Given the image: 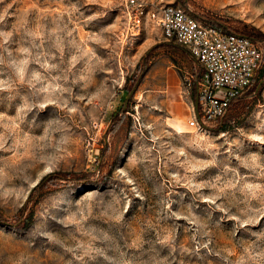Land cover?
I'll list each match as a JSON object with an SVG mask.
<instances>
[{
	"label": "rangeland",
	"instance_id": "1",
	"mask_svg": "<svg viewBox=\"0 0 264 264\" xmlns=\"http://www.w3.org/2000/svg\"><path fill=\"white\" fill-rule=\"evenodd\" d=\"M165 1L264 54V0ZM124 5L0 0V264H264V63L190 127L198 68Z\"/></svg>",
	"mask_w": 264,
	"mask_h": 264
},
{
	"label": "built area",
	"instance_id": "2",
	"mask_svg": "<svg viewBox=\"0 0 264 264\" xmlns=\"http://www.w3.org/2000/svg\"><path fill=\"white\" fill-rule=\"evenodd\" d=\"M124 4L132 27L138 30L147 21L159 27L198 68L190 127L206 128L221 118L264 63L263 50L254 38L216 27L183 5L165 0H124Z\"/></svg>",
	"mask_w": 264,
	"mask_h": 264
},
{
	"label": "trees",
	"instance_id": "3",
	"mask_svg": "<svg viewBox=\"0 0 264 264\" xmlns=\"http://www.w3.org/2000/svg\"><path fill=\"white\" fill-rule=\"evenodd\" d=\"M207 22H209V23H211L212 25H214V26H216V27H223V28H226L225 26H223V25H221V24H219V23H217V22H214V21H212V20H209V19H205ZM226 29H228V28H226ZM249 37H251V38H254L255 39V37L254 36H251V35H248ZM193 86L195 87V84H193Z\"/></svg>",
	"mask_w": 264,
	"mask_h": 264
},
{
	"label": "crops",
	"instance_id": "4",
	"mask_svg": "<svg viewBox=\"0 0 264 264\" xmlns=\"http://www.w3.org/2000/svg\"><path fill=\"white\" fill-rule=\"evenodd\" d=\"M194 90H196L195 87H194Z\"/></svg>",
	"mask_w": 264,
	"mask_h": 264
}]
</instances>
